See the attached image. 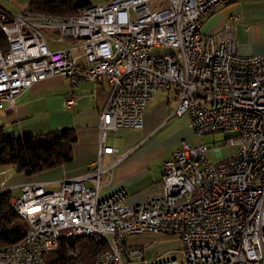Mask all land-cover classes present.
<instances>
[{"label": "built area", "instance_id": "obj_1", "mask_svg": "<svg viewBox=\"0 0 264 264\" xmlns=\"http://www.w3.org/2000/svg\"><path fill=\"white\" fill-rule=\"evenodd\" d=\"M213 2L134 0L91 5L89 13L71 15L0 12V35L11 34L10 48L0 53V108L55 74L75 85L102 80L109 85L95 168L59 181L54 191L47 190L48 181L19 186L11 206L26 233L11 254L0 255V264H46V254L77 230H96L106 244L90 264H264V56L238 52L230 24L240 18L236 13L220 31L202 30ZM26 14H35V22L26 21ZM42 14H52V21H42ZM49 40L68 47L52 50ZM155 48L174 50V57L164 58ZM162 90L175 93L173 115H187L196 136L235 131L238 149L214 162L207 143L183 141L164 162L155 195L136 205L125 203L124 190L100 197L101 175L108 171L101 157L114 151L106 146L107 132L141 129L152 95ZM231 166H240L241 176L224 181ZM5 184L1 179L2 190ZM183 196H190L189 204L167 207V200ZM145 233L174 236L183 258L147 260L142 245L128 242Z\"/></svg>", "mask_w": 264, "mask_h": 264}, {"label": "crops", "instance_id": "obj_2", "mask_svg": "<svg viewBox=\"0 0 264 264\" xmlns=\"http://www.w3.org/2000/svg\"><path fill=\"white\" fill-rule=\"evenodd\" d=\"M30 2L0 0V10L8 15L20 14L28 9ZM233 13L240 16L236 22H230ZM229 22L235 26L239 53L264 56V0H235L219 5L204 17L202 30L216 33ZM108 92L105 80L82 81L75 85L67 77L55 74L23 90L13 105L4 103L0 108V126L7 135L16 136L75 128L77 141L73 145L72 160L45 173L58 182L82 176L97 164L101 115ZM68 98L76 103L68 106ZM176 101L171 90L158 91L147 105L141 129L118 128L107 132L106 146L114 151L101 157L100 166L108 171L101 175L100 197L124 190L125 203L136 205L156 194L165 159L180 147V142H186L192 130L187 115H173ZM5 179L7 189L41 180L20 175ZM85 184L93 185L90 181Z\"/></svg>", "mask_w": 264, "mask_h": 264}, {"label": "trees", "instance_id": "obj_3", "mask_svg": "<svg viewBox=\"0 0 264 264\" xmlns=\"http://www.w3.org/2000/svg\"><path fill=\"white\" fill-rule=\"evenodd\" d=\"M91 5V0H31L28 9L36 13L71 15ZM6 49L8 41L2 33L0 50ZM76 141L77 133L73 127L16 136L7 135L0 126V172L13 167L16 172L29 177L57 168L72 160ZM11 198V190L0 191V247L17 244L26 233V225L12 208ZM105 248L106 244L100 237H69L62 239L58 250L47 253L45 260L46 264H85ZM70 251L76 256H70Z\"/></svg>", "mask_w": 264, "mask_h": 264}, {"label": "rangeland", "instance_id": "obj_4", "mask_svg": "<svg viewBox=\"0 0 264 264\" xmlns=\"http://www.w3.org/2000/svg\"><path fill=\"white\" fill-rule=\"evenodd\" d=\"M91 1L93 5L104 4L107 2L106 0H91ZM33 13H36V12H33ZM16 15H19V14H16ZM46 31L48 30H45V32ZM48 33H46L48 39L49 38H56V39L59 38L57 34L49 35ZM49 43H50V47L52 50H62L68 47L67 43H58L54 40H49ZM167 49L168 48H155L153 52L154 53L162 52V54H165V53H169L173 51V50H167ZM157 94H160V92ZM237 134L238 133L235 131H217V132L205 134L203 136H196L194 131L191 130V132L187 136L186 142L189 145H198L201 143H207L210 146V150L208 151V156L212 158L211 161L216 162L221 159H227L236 152V150L238 149V142L235 139ZM231 140H235V143L232 144L233 141ZM181 144L182 142H180V146ZM47 171L48 170L43 171L39 174L34 175L33 177L39 178L41 179V181L50 182V184L47 186L48 191L57 190L59 188L58 180L53 178V176L50 175L49 173H45ZM11 175L26 176L23 173L16 172L13 167H8L6 169L5 175L3 176L0 175V176H1V179H5L6 177L11 176ZM5 189L11 190L12 192L11 201L13 200V198H17L21 194V190L18 186H10V189H7V188ZM0 191H3L1 187H0ZM128 242L134 245L143 244L145 254H146V259L149 261L154 260L156 256L166 257L168 256V254L176 257L178 260H181L183 258V254L181 252V243L178 239H176L172 235H157V234H150V233L132 235L129 237Z\"/></svg>", "mask_w": 264, "mask_h": 264}, {"label": "bare ground", "instance_id": "obj_5", "mask_svg": "<svg viewBox=\"0 0 264 264\" xmlns=\"http://www.w3.org/2000/svg\"><path fill=\"white\" fill-rule=\"evenodd\" d=\"M134 0H110L104 5H113L116 3H127L132 2ZM234 0H214L213 4L207 8V10L204 12V17L212 12L217 6L219 5H225L233 2ZM89 13V8L83 9L79 14H87ZM26 21L28 22H35V14H26ZM42 21H52V15H43L42 14ZM0 31H2V24H0ZM8 41V48L11 46V34L10 32H2ZM0 53H4V51L0 50ZM162 57L164 58H171L174 57V50L162 54ZM241 176V168L240 166H231L226 167L224 172V181H231V177ZM190 203V196H183L178 197L176 199L167 200V207L170 208H178L181 207L183 204H189ZM238 211H245V204H238ZM88 237V236H96L100 237V232H96V230H77L76 231V237ZM17 248V244L8 245L4 247H0V255L4 254H11V249ZM85 264H90V261L86 262Z\"/></svg>", "mask_w": 264, "mask_h": 264}]
</instances>
